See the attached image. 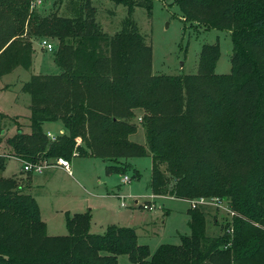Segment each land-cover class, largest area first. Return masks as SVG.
I'll use <instances>...</instances> for the list:
<instances>
[{
    "label": "trees",
    "instance_id": "16d2710c",
    "mask_svg": "<svg viewBox=\"0 0 264 264\" xmlns=\"http://www.w3.org/2000/svg\"><path fill=\"white\" fill-rule=\"evenodd\" d=\"M32 1L0 0V78L30 71L34 42L43 39L57 41L61 72L33 74L22 86L31 98L29 134L0 132V264H118L123 255L133 264H264V0H160L174 1L186 21L231 35V73L216 74L221 48L206 44L198 73L184 76L153 73V47L132 16L136 8L150 13L154 0H111L127 8L114 35L97 22L93 0H81L73 19L44 6L31 11ZM49 122L68 133L52 140L43 131ZM139 126L146 145L131 140ZM148 155L153 195L217 197L240 216L207 236L201 207L189 209L190 235L154 253L134 228L91 233V210L67 216V235L49 236L30 191L3 176L9 156L33 166L78 156L139 180L130 160Z\"/></svg>",
    "mask_w": 264,
    "mask_h": 264
},
{
    "label": "rangeland",
    "instance_id": "374dc122",
    "mask_svg": "<svg viewBox=\"0 0 264 264\" xmlns=\"http://www.w3.org/2000/svg\"><path fill=\"white\" fill-rule=\"evenodd\" d=\"M44 13L58 12L65 18H76L79 14L81 0H43ZM98 9L97 22L103 30L114 35L121 30L122 22L127 17V8L117 5L111 0H93ZM140 32L147 37L153 47V73L155 75H195L199 70L202 48L206 44H219L221 56L216 66V74H229L232 70L230 57L233 42L228 31L207 29L186 21L181 15L179 6L174 2L154 0L149 13L144 8H136L133 13ZM56 49V40L46 39ZM34 63L30 71L18 68L13 73L0 78V132L5 138L13 137L19 129L30 133L29 109L31 98L22 92V86L33 74L57 75L61 72L54 63V51L40 47L39 41L34 42ZM1 114L5 115L4 118ZM143 111L137 112V123H141ZM15 119V120H13ZM62 122H49L43 131L59 135ZM141 125V124H139ZM64 127V126H63ZM138 132L131 140L146 145L145 131L139 126ZM78 144H80L78 142ZM6 153L5 143L0 154ZM56 160H54V163ZM141 178H132V172L125 175L131 178L124 183L125 175L106 173V164L98 158L73 157L71 171L58 167L45 168L41 172L24 171V163L9 156L3 176L15 177L21 185L36 199L43 221L48 224L53 236L68 234L67 216L85 213L91 210V233L104 234L109 226L137 229L140 245H147L154 253L161 245H179L180 236L190 235L187 224V211L191 209L189 201L171 197H155L149 188L152 174V157L130 160ZM55 166V165H53ZM172 186V185H171ZM116 192L118 196H109ZM209 203L201 206L206 216L207 236L223 234L229 223L240 216L220 198H205ZM137 202V204H136ZM146 202L155 206L154 211L143 208ZM126 204L122 208V204ZM233 230H228L232 234ZM118 264H133L128 256L119 257Z\"/></svg>",
    "mask_w": 264,
    "mask_h": 264
},
{
    "label": "built area",
    "instance_id": "2783aa9c",
    "mask_svg": "<svg viewBox=\"0 0 264 264\" xmlns=\"http://www.w3.org/2000/svg\"><path fill=\"white\" fill-rule=\"evenodd\" d=\"M42 5H43V0H33L32 5H31V11L34 9H38ZM39 43H40V47L44 50H47L50 52H52L54 50L53 45L50 44L49 42H47L46 39L40 40ZM51 139L55 140V137H52ZM53 165H55V167H59L65 171L71 173L70 163L64 158L56 159V162L53 163ZM48 167H51V166H48L46 164L33 166L29 163H24V171H26V172H30L32 170H36L38 172H41L42 170H44L45 168H48ZM130 181H131V178L129 176H124V178H123L124 183H130ZM189 202L191 205V209H196L198 207H201L203 205H207L209 203V201H207L205 198H199V199L192 200ZM122 207H126V204L123 203ZM143 208L145 210H148V211H154L155 210V206L149 202L148 203L146 202V204L143 205Z\"/></svg>",
    "mask_w": 264,
    "mask_h": 264
},
{
    "label": "crops",
    "instance_id": "0c3cea01",
    "mask_svg": "<svg viewBox=\"0 0 264 264\" xmlns=\"http://www.w3.org/2000/svg\"><path fill=\"white\" fill-rule=\"evenodd\" d=\"M47 125V123H45L44 125H43V128L45 127ZM61 126V129H60V132H59V135H62V134H64V133H68V131L66 130V128L65 127H63L62 125H60ZM46 133V132H45ZM50 138H52V137H57V136H59L58 134L57 135H52V134H48V133H46ZM79 143H80V141H79ZM76 157H78V156H75V158ZM88 159L89 158H92V157H87ZM20 161V160H19ZM69 163H71V161H69ZM55 168V166H51V168ZM70 167H71V164H70ZM59 168V167H58ZM61 169V168H60ZM67 172V171H66ZM67 174L69 175V176H72L73 177V174H72V171H71V173H69V172H67ZM24 188H26V187H29V186H25V185H22ZM29 188H31V186L29 187ZM108 195L109 196H112V195H114V196H118V194L116 193V192H110V190H108ZM155 196V195H154ZM155 197H158V196H155ZM164 197H166V196H164ZM172 198V197H171ZM149 203H151V202H149ZM136 204H137V202H136ZM152 204V203H151ZM121 207H122V205H121ZM122 208H125V207H122ZM188 211H189V209H188ZM188 211H187V213H188ZM186 213V215H187V218H188V220H189V216H188V214ZM188 220H187V224H188ZM45 222V221H44ZM46 223V222H45ZM47 224V223H46ZM137 230V229H136ZM47 233H48V235L49 236H53L52 234H50V232H49V227H48V224H47Z\"/></svg>",
    "mask_w": 264,
    "mask_h": 264
}]
</instances>
